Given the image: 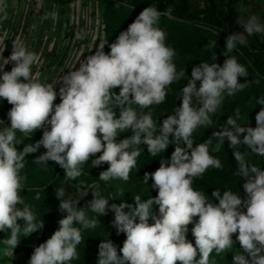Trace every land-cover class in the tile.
<instances>
[{"label": "clouds", "instance_id": "1", "mask_svg": "<svg viewBox=\"0 0 264 264\" xmlns=\"http://www.w3.org/2000/svg\"><path fill=\"white\" fill-rule=\"evenodd\" d=\"M172 11L169 7L162 14L156 7L145 8L109 45V53L104 51L108 41H102L78 69L63 75L58 93L53 85L33 77L32 66L39 62V56L13 43L10 60L15 66L0 76V98L12 105L8 112L11 126L0 130V231L10 232L5 243L11 249L17 247L21 232L26 237L44 226L43 221L35 222L32 208L20 195L27 179L21 171L28 154L43 146L46 151L35 163L55 162L68 179L75 180L82 175L81 166L102 152L91 160L95 167L105 162L110 165L99 179L126 182L141 155V145L156 157L174 139L184 147L175 146L170 161L161 160L153 173L144 174L142 182L147 184L151 178L158 195L143 202L136 196L134 207L125 202L111 205L115 213L113 226L118 233L126 234V239L120 249L122 255H118L111 240H103L98 264H210L214 251L219 255L232 248V236L237 233L242 253L233 254V264H264V170L249 164L246 154L236 150L243 145L264 157V107L255 116L254 128L237 123V109L235 118L229 116L227 127L214 132L212 139L195 147L192 139L199 127L213 124L211 116L222 107L226 96L232 97L250 86L247 79L240 82V78H247V68L235 56L227 55L223 66L201 62L193 67L191 78L181 90L182 103L167 115L162 126L154 121L151 111L138 113L131 106L149 109L164 103L169 86L184 75L183 71L177 72L175 49L166 44V33L158 27L161 15L171 18ZM0 13H5L4 0H0ZM49 15L55 19L54 14ZM2 18L7 19L6 13ZM237 23L249 36L264 33V24L255 15L246 19L240 16ZM237 44L245 41L236 34L229 35L226 53L233 52ZM117 88L119 94L114 91ZM57 96L61 101L58 104L54 103ZM257 103L264 105V97ZM46 125L50 130L43 132L42 139L27 144L22 151L16 149L20 143L17 132L30 137ZM126 130L133 134L118 141V134ZM213 139L219 144L229 141L238 165L235 174L245 181L246 199L229 190L221 195L220 189H215L212 197L219 201L216 204L194 189V179L202 178L209 168H223L221 160L210 154ZM212 150L219 151V145ZM87 194L85 189L83 196ZM92 195L94 199L85 209L76 206L78 200L63 199V189L57 191L60 210L66 215L58 221V230L34 249L29 264H71L79 259L77 246L83 237L81 228L74 225L94 229L98 220L89 219L87 211L103 216L108 210L107 198L98 192ZM154 204L159 206V217L152 211ZM194 217H198L192 228L195 245L186 239ZM150 219L154 221L151 224Z\"/></svg>", "mask_w": 264, "mask_h": 264}, {"label": "rangeland", "instance_id": "2", "mask_svg": "<svg viewBox=\"0 0 264 264\" xmlns=\"http://www.w3.org/2000/svg\"><path fill=\"white\" fill-rule=\"evenodd\" d=\"M177 4L189 12L204 10L208 7H214L226 13L232 11L231 18L235 21L240 16L246 19L255 15L260 23L264 24V0H181ZM4 8L7 19L2 18L5 13H0V76L4 72H10L15 66V62L10 60V56L13 52V43H18L39 56V62L32 66L35 80L53 85L57 93L62 87L63 75L78 69L80 62L86 60L89 55L95 54L102 41H108L104 51L109 53V45L115 42L120 32L127 30L128 26L143 11L129 8L118 0H4ZM49 14H54L55 19ZM158 27L166 33V44L175 49L176 55L173 62L177 72L183 71L184 75L169 86L164 103L152 105L149 109H140L134 104L131 106L138 113L151 111L154 121H157L158 126H162L167 115L173 114L174 109L182 103L181 90L191 78L193 67L198 66L201 62L209 64L216 62L223 66L227 56H235L248 71L247 78H240V82L244 83L247 79L250 81V86L232 97L226 96L222 107L211 116L213 124L208 127L201 126L193 133V147L205 140L212 139L214 132L227 127V118L229 116L235 118L237 109L240 113L237 119L238 124L256 127L255 116L264 107L257 103L260 97H264V68L258 69L249 62L247 45L237 44L233 52L226 53V40L229 34L222 29L209 27L199 21H187L161 15ZM78 35L79 39H77ZM256 35L264 45V33ZM237 36L242 39L241 36ZM7 61L8 63H6ZM199 86L200 82L197 81V87ZM114 91L119 94V88ZM60 102V98L57 96L54 103ZM11 108L12 105L6 99L0 98V122H2L0 130L11 126L8 117ZM115 111L118 118L119 109L117 108ZM45 130H50V125L36 130L32 135L30 134V137H25L23 133L17 132L16 139L20 143L15 145L16 149L22 151L27 144L36 143L42 139ZM132 134L131 130H126L119 133L117 139H124ZM243 135L241 134V139H243ZM217 145H219V151H213L212 149ZM175 146L184 147L183 143L177 145L173 139L172 144H169L164 152L153 157L147 152V146L141 145V155L137 158L136 167L132 169L129 180L125 182L121 179H111V182H107L108 210L106 215L96 218L98 220L97 227L83 229L79 224L74 225L81 228L83 239L77 246L79 259L73 260V262L88 264L89 247L94 243H97V246L103 240L107 241L108 239L116 247L118 255H122L120 249L123 247L126 234H119L116 238L109 236L107 238V232L103 235L101 233L102 229L116 232L113 226L115 213L111 211V205L125 202L134 207L136 196L141 198V202L156 197L158 190L152 188V179L149 178L147 184L142 182L144 174L146 172L153 173L159 168L161 160L170 161ZM236 150L246 154L249 164L264 170V157L252 153L243 145L238 146ZM45 151L46 149L41 146L37 152L25 157V168L21 171V176H26L27 179L23 182L24 189L20 193L24 203L32 208L36 216L35 222L39 224L43 221L44 226L26 237L21 232L20 241L14 249L5 243L10 232L0 231V264H29L34 249L58 230V221L66 215L59 207L60 199L56 197L58 190H64L63 199L78 200L76 205L78 208H88L90 198L83 195L85 189L89 191L94 185L95 176L91 172L90 162L95 156L81 166L82 175L73 180L72 184H68L60 177L64 169L59 165L55 176L52 172L47 180L42 181L41 176L47 172L48 167H38L35 159ZM210 154L221 160L223 168H209L202 178L194 179V189L203 192L209 201L216 204L219 201L212 197V192L215 189H220L221 195L225 190H229L239 194L242 199H246L243 189L245 181L235 174L238 165L233 155V149L229 147V141L225 139L224 144H219L218 140L213 139ZM49 162L45 165H48ZM104 165L105 170L110 167L106 162ZM57 179L58 181H56ZM37 195H39V199H36ZM46 197L47 204L44 203ZM100 197L106 198L107 192H104V195H100ZM23 206L18 205V207ZM124 210L129 211L127 208ZM242 210L246 211V209ZM152 211L159 217L158 205L154 204ZM89 212L87 211V213ZM98 215L96 213L95 216ZM153 222V220H149L150 224ZM196 222H198V217H194L193 223L188 225L186 233V239L193 245H195V238L192 235V228ZM21 224H23L22 221ZM237 235L238 233L232 236L234 243L231 249L219 255L215 251L212 253L210 264H233V254L242 253Z\"/></svg>", "mask_w": 264, "mask_h": 264}, {"label": "trees", "instance_id": "3", "mask_svg": "<svg viewBox=\"0 0 264 264\" xmlns=\"http://www.w3.org/2000/svg\"><path fill=\"white\" fill-rule=\"evenodd\" d=\"M122 2L124 5H126L129 8L132 9H138V10H144L145 8L151 6L156 7L157 10L161 13L167 11V9L170 7L173 9L172 16L177 19H183L187 21H199L203 24H207L209 27L212 28H219L224 30L225 33L231 35L236 34L242 37V39L245 41V45H247L248 50V56H249V62L253 64L258 69L264 68V45L261 43L259 38L256 34L249 36L246 32H244V28L242 25L238 24L237 21L233 20L231 18L232 11L229 12H223L215 9L214 7H208L204 10L200 11H194L189 12L187 9H183L181 5L177 4L178 1L181 0H118ZM122 140V139H117ZM43 153L39 154L42 155ZM101 153H97L95 158H98ZM39 157V156H38ZM105 163H102L100 166L95 167L92 162H90V168L91 172H93L95 176L94 185L90 188L89 191H87V196L90 198V201L94 199L92 193L98 192L99 195L103 196L104 192H107V199L109 198V192L108 187H106L107 182H111V179L109 181H103L99 179V175L101 172H103L105 169ZM38 167H48L47 172L45 174H42V181L47 180L50 173H53V176L58 172V165L55 164V162L50 161L48 165L45 164H39ZM106 171V170H105ZM64 173V174H63ZM63 173L60 177L65 180L66 183L72 184L73 180L68 179L65 176V170H63ZM59 179V178H58ZM58 179L56 181H58ZM44 203H48L47 197ZM87 217L89 219H96L101 218L100 215L95 216L96 213L90 211L89 213H86ZM62 217V216H61ZM107 218V217H105ZM116 232L110 231L109 229L101 230L102 235L107 232V238L113 237L116 238L119 234L117 229L115 228ZM91 236V235H90ZM92 237V236H91ZM93 238V237H92ZM97 243H94L91 247H89V252L87 253V257L89 258L87 260L88 264H98V253H99V245L96 246ZM72 264H81V263H75L71 261Z\"/></svg>", "mask_w": 264, "mask_h": 264}]
</instances>
